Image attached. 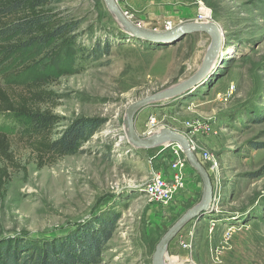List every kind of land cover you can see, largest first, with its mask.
Returning a JSON list of instances; mask_svg holds the SVG:
<instances>
[{
	"label": "rangeland",
	"instance_id": "obj_1",
	"mask_svg": "<svg viewBox=\"0 0 264 264\" xmlns=\"http://www.w3.org/2000/svg\"><path fill=\"white\" fill-rule=\"evenodd\" d=\"M130 1L117 5L143 29L203 21L221 32V61L202 86L135 116L139 135H145L150 117L156 127L184 135L213 188L209 210L175 235L166 262L264 264V0H160L176 14L167 20L147 8L128 9ZM50 9L76 25L71 44L52 61L36 47L0 52V86L12 92L39 82L54 93L49 109L61 120L54 138L77 118L100 119L102 125L83 153L38 168L17 136L26 122L0 113V131L8 134L24 169L11 173L0 200V240L52 239L115 221L99 264H152L161 237L200 202L202 185L187 165L172 203L149 201L144 186L156 173L170 172L172 154L167 146L132 147L125 110L194 74L210 38L192 33L160 45L120 36L102 0H55ZM98 41L100 47L111 43L107 56L89 55Z\"/></svg>",
	"mask_w": 264,
	"mask_h": 264
},
{
	"label": "trees",
	"instance_id": "obj_2",
	"mask_svg": "<svg viewBox=\"0 0 264 264\" xmlns=\"http://www.w3.org/2000/svg\"><path fill=\"white\" fill-rule=\"evenodd\" d=\"M54 1L0 0V52L9 55L36 47L46 50L48 60L52 61L68 48L76 25L64 23L59 14L50 9ZM99 44L98 41L92 46L90 56L109 54L111 43L104 41L102 47ZM53 100L54 93L39 82H28L19 91L13 89L12 92L0 86V113L26 122V131L23 134L18 131L17 136L34 156L38 168L83 153L82 147L102 125L100 119L77 118L54 138L53 131L61 120L49 109V105L55 106ZM20 170L24 169L10 150L8 134L0 131V200L11 173ZM114 222H104L98 227L84 225L80 230L52 239L34 240L21 236L1 239L0 264H99L103 248L111 240Z\"/></svg>",
	"mask_w": 264,
	"mask_h": 264
},
{
	"label": "water",
	"instance_id": "obj_3",
	"mask_svg": "<svg viewBox=\"0 0 264 264\" xmlns=\"http://www.w3.org/2000/svg\"><path fill=\"white\" fill-rule=\"evenodd\" d=\"M102 1L106 9L115 18L120 30L131 38L160 45L175 42L192 33H204L210 38V44L203 56L202 62L194 74L161 92L132 102L125 110V137L132 147L136 149H151L161 146H178L186 158L189 167L193 169L202 185V197L200 202L186 211V213L161 237L153 253L152 264H171L169 261L166 262L169 243L188 222L193 219H199L209 210L213 199V188L206 170L198 161L196 154L191 148L190 141L184 135L164 127L147 135H139L135 129V116L139 111L152 103L180 97L186 93H190L203 84L221 61V58H218V52L222 41L221 32H219V29L213 23L203 25L197 22L180 24L168 30L150 31L132 23L114 0Z\"/></svg>",
	"mask_w": 264,
	"mask_h": 264
},
{
	"label": "built area",
	"instance_id": "obj_4",
	"mask_svg": "<svg viewBox=\"0 0 264 264\" xmlns=\"http://www.w3.org/2000/svg\"><path fill=\"white\" fill-rule=\"evenodd\" d=\"M114 1L117 3L126 2L127 0ZM126 16L130 18L129 15ZM198 17L201 21L205 19L201 13L198 14ZM164 28L165 30H168L171 28V26L169 23H166ZM155 123L156 122L154 118L150 117V119L148 120V127L145 135L153 133L156 129L159 128L155 126ZM171 146H167V148H169V152H171L170 154H172V165L170 172H167L166 174H164L163 172L156 173L155 175H153L150 182H148L144 186L143 189L149 201L156 202L161 206H166L172 203L175 197L179 194L180 190L183 188L185 178L184 170L188 165L181 149L178 146ZM191 148L194 151V147L192 145ZM203 158L206 159V155H204Z\"/></svg>",
	"mask_w": 264,
	"mask_h": 264
},
{
	"label": "crops",
	"instance_id": "obj_5",
	"mask_svg": "<svg viewBox=\"0 0 264 264\" xmlns=\"http://www.w3.org/2000/svg\"><path fill=\"white\" fill-rule=\"evenodd\" d=\"M160 0H131L126 4L128 9L135 8V9H141V8H147V10H151V14L159 19H170L173 18V16H176L174 11L168 10L167 7H161L160 5ZM164 8V9H163ZM185 15L187 14V11H185ZM178 13V12H177ZM181 16V15H180ZM166 23V22H165ZM164 24V23H163ZM177 25H180L179 23L177 24H172L171 27H175ZM164 25H162V29L164 30Z\"/></svg>",
	"mask_w": 264,
	"mask_h": 264
},
{
	"label": "bare ground",
	"instance_id": "obj_6",
	"mask_svg": "<svg viewBox=\"0 0 264 264\" xmlns=\"http://www.w3.org/2000/svg\"><path fill=\"white\" fill-rule=\"evenodd\" d=\"M210 22H207V23H201V24H203V25H207V24H209ZM171 25V24H170ZM164 30H165V28H164ZM171 146V145H170ZM172 146H175V145H172ZM179 262H177V261H175L174 263H171V264H178ZM179 264H181V263H179Z\"/></svg>",
	"mask_w": 264,
	"mask_h": 264
}]
</instances>
